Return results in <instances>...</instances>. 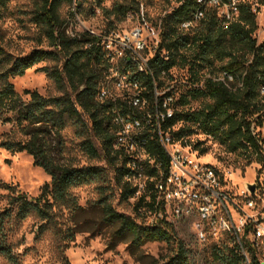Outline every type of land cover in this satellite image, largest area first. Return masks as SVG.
<instances>
[{
    "label": "trees",
    "instance_id": "obj_1",
    "mask_svg": "<svg viewBox=\"0 0 264 264\" xmlns=\"http://www.w3.org/2000/svg\"><path fill=\"white\" fill-rule=\"evenodd\" d=\"M73 1H35L30 21L40 29L47 50L14 56L0 45V122L11 123L17 134L14 140L1 141L0 146L11 153H27L33 158L34 165L50 176V183L35 198H28L14 187L4 185L10 194L8 207L0 210V256L8 264H18L7 241L5 226L9 219L24 220L35 214L48 223L56 208L77 210L72 190L88 184H99L102 190L109 170L116 176L122 200L134 198L136 216H140V209L145 208V212L152 215V223L138 222L118 213L104 196L97 201L101 221L116 227V237H127L133 247L146 241L175 242L177 248L164 264H191L182 242L166 220L164 206L154 191L153 182L148 181L145 193L135 197L136 188L125 179L128 175L124 174L125 160L113 147L110 117L105 106L96 99L105 66L93 45L95 38L87 32L68 36L67 27L59 15L61 6L71 5ZM176 2L171 11L159 17L161 48L166 51L168 59L157 56L151 62L153 76L161 88L166 86L162 78L169 79L173 68H187L188 77L179 85L182 90L177 94L174 88L175 113L166 127H174L171 131L173 137L190 146L187 137L192 130L189 126H194L226 152L242 154L249 163L252 160L264 163V141L256 130L264 123V43H257L254 36L258 26L253 5L240 0L237 15L227 24L216 9L205 10L203 18L185 31L180 29V24L192 19L199 5L196 0ZM230 2L221 0L222 4ZM257 5H264V0H257ZM133 6L138 7L134 0L128 5H116L107 13L124 18ZM3 7L5 1L0 0V14ZM88 44L91 46L87 47ZM48 60L56 65L43 68V72L58 95L44 97L37 91H25L28 100H22L10 79L21 77L34 65ZM216 61L221 63L223 79L212 75ZM204 69L209 72L201 75L200 71ZM199 99L203 102L198 110L183 112L191 101ZM178 123L187 126L175 129ZM69 125L81 139L83 154L88 159L103 161L106 168L78 167L55 161L49 139L54 135L61 145L60 134ZM191 148L199 155L205 152L201 143ZM156 153L165 160L159 150ZM146 176L154 178L157 174ZM160 213L162 217H159ZM226 237L235 240L232 236ZM219 241L212 246L214 259L223 264H241L245 258L237 252V249L241 251L239 245L227 248L225 242ZM221 247L227 249L226 254ZM153 264L158 263L154 261ZM250 264H259L253 255Z\"/></svg>",
    "mask_w": 264,
    "mask_h": 264
},
{
    "label": "rangeland",
    "instance_id": "obj_2",
    "mask_svg": "<svg viewBox=\"0 0 264 264\" xmlns=\"http://www.w3.org/2000/svg\"><path fill=\"white\" fill-rule=\"evenodd\" d=\"M5 7L0 14V45L6 52L14 56H25L34 50H47L42 33L31 21L32 11L36 0H4ZM133 0H74L71 5L64 4L59 10L63 24L69 32L82 33L87 30L103 33L108 30L122 31L132 26V22L119 14H108L116 5H128ZM136 4L143 3L145 12L153 22L160 16L171 11L177 4L176 0H134ZM249 1L256 11L258 29L255 33L257 43H264V5L258 6L257 0ZM133 10L135 6H133ZM54 61L40 62L28 69L23 76L10 79L14 90L22 100L27 101L25 91H37L44 97L58 95L53 83L46 77L43 68L55 66ZM212 75L223 79L220 62H215ZM209 72L201 70L200 74ZM188 77L187 68H173L169 79L164 78L166 86L177 89L180 83ZM202 100L191 101L183 112L198 110ZM184 125L178 123L175 129ZM192 133L187 137L190 147L201 143L205 149L200 154L201 162L217 166L236 189H244L247 184L255 186L264 182V163L252 160L248 162L242 154L228 153L217 142L203 135L196 127L189 126ZM264 141V123L256 129ZM16 130L11 123L0 122V142L14 140ZM61 145L54 135L51 136L52 153L59 164H71L78 167H105L103 161L88 159L80 149L81 139L75 135L74 128L69 125L60 134ZM254 159V158H252ZM106 168V167H105ZM50 183V176L40 167L34 165L33 158L25 152L11 153L0 146V210L8 207L10 192L4 185L14 187L17 192L25 193L28 198L37 197L43 188ZM230 185V186H231ZM99 184L81 185L72 190L77 202V210L56 208L51 221H41L35 214L24 220L11 218L5 229L7 241L11 245L18 264H164L177 248L175 242L167 244L161 241H146L138 247H133L127 237L117 238L114 226L105 225L101 221L98 207L100 196L108 202L118 213L135 218L138 222L152 223V215L140 209V216H136L135 199L122 200L116 176L108 170L107 180L102 190ZM104 195H102L101 193ZM259 199L253 213L256 217L264 216V190L258 188ZM171 225L176 238L182 242L184 250L191 264H223L212 256L213 244L197 242L190 228L183 223L173 222L166 218ZM220 241L229 247L237 244L226 236ZM219 241V242H220ZM224 254L226 248L221 249ZM237 252L242 256L240 250ZM250 261L252 255L247 253ZM0 264H8L0 256ZM241 264H247L246 259Z\"/></svg>",
    "mask_w": 264,
    "mask_h": 264
},
{
    "label": "built area",
    "instance_id": "obj_3",
    "mask_svg": "<svg viewBox=\"0 0 264 264\" xmlns=\"http://www.w3.org/2000/svg\"><path fill=\"white\" fill-rule=\"evenodd\" d=\"M239 1L196 0L199 9L180 29L193 28L208 9H216L227 24L237 15ZM125 18L132 22L128 29L86 32L95 38L93 45L105 66L96 99L110 117L113 147L125 160V179L136 188L135 197L145 193L148 181L153 182L165 217L186 224L197 242L232 236L247 264L248 252L264 264V216L253 213L258 188L264 190V182L253 193L247 185L235 192L220 168L201 162L197 151L173 137L174 127L166 124L175 113L176 93L174 87H159L151 68L155 57L168 59L161 48V18L151 21L143 3L127 11ZM66 33L71 37L80 34ZM146 174L157 176L148 178Z\"/></svg>",
    "mask_w": 264,
    "mask_h": 264
},
{
    "label": "water",
    "instance_id": "obj_4",
    "mask_svg": "<svg viewBox=\"0 0 264 264\" xmlns=\"http://www.w3.org/2000/svg\"><path fill=\"white\" fill-rule=\"evenodd\" d=\"M248 189L250 190L251 193L255 191V185L254 184H247ZM163 214L160 213L159 217H162Z\"/></svg>",
    "mask_w": 264,
    "mask_h": 264
}]
</instances>
